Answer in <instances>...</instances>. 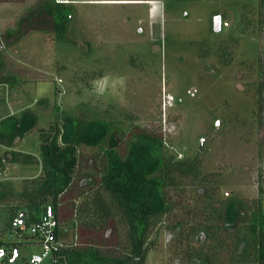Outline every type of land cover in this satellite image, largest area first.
Returning <instances> with one entry per match:
<instances>
[{"label":"rangeland","instance_id":"obj_1","mask_svg":"<svg viewBox=\"0 0 264 264\" xmlns=\"http://www.w3.org/2000/svg\"><path fill=\"white\" fill-rule=\"evenodd\" d=\"M63 1L73 12L67 39L34 30L5 47L3 33L14 30L19 17L40 0H0L1 73L17 78L16 84H0V119L20 116L26 108L38 115V124L23 138L10 147L0 145V245L5 249L0 262L26 264L41 251L32 236L11 226L10 214L14 206L28 203V192L43 176L40 129L64 112L108 121L120 134L121 152L139 127L161 132L176 158L196 156L200 172L180 178L183 188L172 193L176 206L146 264H192L187 251L192 246L211 254L214 264H227L239 253L236 233L219 231L221 245L204 234L190 237L189 231L206 222L208 198L223 210L230 198L257 200L260 185L264 189V10L259 1ZM216 16L220 31L214 28ZM12 151L31 157L13 162ZM104 159L102 146L79 148L76 200H82ZM245 225L239 223L242 232ZM125 230L91 238L107 253L125 244ZM58 234L65 243L76 238L71 223Z\"/></svg>","mask_w":264,"mask_h":264},{"label":"trees","instance_id":"obj_2","mask_svg":"<svg viewBox=\"0 0 264 264\" xmlns=\"http://www.w3.org/2000/svg\"><path fill=\"white\" fill-rule=\"evenodd\" d=\"M258 1L264 10V0ZM72 19L73 12L68 2L40 0L19 17L14 30L3 33L1 43L5 47L13 46L34 30L51 31L56 39L65 40ZM262 21L264 23V16ZM2 68L0 49V84H16L17 78L1 73ZM37 124L38 115L30 108L20 116L9 114L1 118L0 145L12 146L17 138H23ZM40 137L43 176L35 190L28 192V203L11 208V226L19 215L28 225L39 221L50 199L58 222L56 237L59 238V228L69 223L76 237L74 242H64L57 251L56 264H146L149 251L157 245L165 218L176 206L172 193L183 188L180 178H194L200 172L196 156L185 160L176 158L168 151L161 132L139 127L133 132L126 151L121 152L120 134L108 121L84 119L64 112L48 128L40 129ZM81 146H102L105 159L100 171L90 178L91 186L78 201L74 185ZM11 153L13 162L31 157V154L23 152ZM23 155L26 158L21 160ZM259 193V198L253 201L230 198L223 210L216 208L208 198L203 204V216L208 218L201 227L190 229V237L197 235L200 239L204 234L207 239L217 238L224 245V240L217 236L219 231L236 233L235 250L238 249L239 253L227 264H264L262 185ZM70 204L72 210L68 213ZM241 222H246L243 232L239 228ZM122 226L126 228V242L119 245L120 248H113L114 251L105 253L100 243L91 238L102 239L110 230L116 234ZM187 251L192 264H214L213 256L202 251L201 247L192 246Z\"/></svg>","mask_w":264,"mask_h":264},{"label":"built area","instance_id":"obj_3","mask_svg":"<svg viewBox=\"0 0 264 264\" xmlns=\"http://www.w3.org/2000/svg\"><path fill=\"white\" fill-rule=\"evenodd\" d=\"M172 100L173 96L169 95L167 98L168 103L172 102ZM57 224L55 208L51 203H48L45 206L39 221L31 225H28L20 215L13 219L12 226L19 231V234L22 236H32L35 239L36 244L40 245L41 248L40 252L31 255L29 262L26 264H46L48 258L51 259V264H56L57 251L64 243L55 235V227ZM0 264L15 263L0 262Z\"/></svg>","mask_w":264,"mask_h":264},{"label":"water","instance_id":"obj_4","mask_svg":"<svg viewBox=\"0 0 264 264\" xmlns=\"http://www.w3.org/2000/svg\"><path fill=\"white\" fill-rule=\"evenodd\" d=\"M214 28L216 31H220L221 29V17L220 16H216L214 19ZM219 124H221V122H218ZM203 142V140H202ZM4 255V251L1 249L0 250V258L3 257ZM17 257V254L14 256V258L12 259V261Z\"/></svg>","mask_w":264,"mask_h":264},{"label":"flooded vegetation","instance_id":"obj_5","mask_svg":"<svg viewBox=\"0 0 264 264\" xmlns=\"http://www.w3.org/2000/svg\"><path fill=\"white\" fill-rule=\"evenodd\" d=\"M3 251H4V254H5V249L4 248H1ZM17 254V256H18V250L15 248L14 249V251H13V257L12 258H14V256ZM4 256V255H3Z\"/></svg>","mask_w":264,"mask_h":264},{"label":"crops","instance_id":"obj_6","mask_svg":"<svg viewBox=\"0 0 264 264\" xmlns=\"http://www.w3.org/2000/svg\"><path fill=\"white\" fill-rule=\"evenodd\" d=\"M13 259V258H12Z\"/></svg>","mask_w":264,"mask_h":264}]
</instances>
